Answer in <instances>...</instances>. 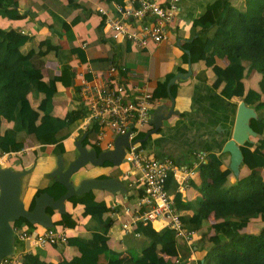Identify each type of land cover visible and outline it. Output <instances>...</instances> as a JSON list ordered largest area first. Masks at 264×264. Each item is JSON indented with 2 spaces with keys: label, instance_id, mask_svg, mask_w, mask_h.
I'll list each match as a JSON object with an SVG mask.
<instances>
[{
  "label": "trees",
  "instance_id": "16d2710c",
  "mask_svg": "<svg viewBox=\"0 0 264 264\" xmlns=\"http://www.w3.org/2000/svg\"><path fill=\"white\" fill-rule=\"evenodd\" d=\"M133 5L131 0H107ZM18 0H1L0 14L9 17L20 15ZM211 18L198 20L191 26V38L182 45L189 49L185 57L191 62L203 60L214 71L213 85L219 87L227 97L239 95L246 104L256 112L250 118L251 127L259 134L240 144L243 164L246 172L236 174L235 181L228 180L232 173L229 166L223 167L224 154L209 152L205 161L198 168L200 181L197 185L200 195L183 200L176 184L169 176L174 201L180 212L184 226L200 232V245L205 249L202 264H264V224L257 231L244 229L255 217L264 220V0H213L207 6ZM195 36V37H194ZM194 37V38H193ZM195 38L201 41V48L192 50ZM32 39L30 34L0 26V119L11 121V126L3 131L0 128V149L11 150L17 144L29 139L39 143L40 148L53 144L54 153H63V140L70 135L76 121L81 120L85 108L74 107L63 115L53 113V93L57 81L70 82L69 70L63 66L60 75L48 72L44 78L42 69L44 57L49 53L58 54L60 47L49 38L39 41L38 48L25 47ZM127 40V39H124ZM84 58L83 52L74 49ZM220 57H226L224 66L216 63ZM252 71H258V87L245 88L243 77ZM205 79V70L197 73ZM67 77V78H66ZM174 93V86H171ZM161 89L156 88L154 95ZM165 93V89H162ZM33 117L35 125L30 128ZM96 122H91L86 129V143L96 150ZM139 133L138 136H142ZM84 139V140H85ZM92 139V142H90ZM113 164L106 160L103 163ZM101 174L98 177H107ZM125 187L132 190L125 180ZM65 186L51 178L50 182L39 187L36 193L48 191L57 198L65 191ZM128 194L127 197H132ZM72 202L84 205V214H90L84 227L89 235L70 234L68 244L75 246L79 252L70 258L58 262H49L40 257L38 252L25 251L22 264H182L181 258H164L157 252L160 245L171 242L177 237L172 228L164 226L155 229L150 223L138 222L136 230L147 238L142 252L128 248L124 256L119 250L107 243L111 217L105 215L109 206L104 199H96L94 189L68 198ZM33 205L31 202L30 207ZM53 209L47 207L50 213ZM213 213L215 220L203 228V221ZM55 223L75 226V217L65 211ZM14 226L34 227L24 217L12 222ZM212 232L208 234L209 229ZM146 250V251H145Z\"/></svg>",
  "mask_w": 264,
  "mask_h": 264
},
{
  "label": "crops",
  "instance_id": "0c3cea01",
  "mask_svg": "<svg viewBox=\"0 0 264 264\" xmlns=\"http://www.w3.org/2000/svg\"><path fill=\"white\" fill-rule=\"evenodd\" d=\"M1 1V0H0ZM126 1V0H125ZM213 0H180L179 10L175 19L170 22L167 28L166 38L160 42L150 41L147 46L140 48L129 40H115L108 30L103 28V15L99 8L109 12L114 10V1L107 0H18L17 9L20 15L18 17H9L0 14V26L8 29H15L32 36V39L25 47L38 48L39 41L49 38L60 47L58 54L49 53L44 57V67L42 69L45 79L48 72L53 71L54 75H60L63 66L69 70L70 82L57 81V88L53 93V113L63 116L67 110L74 107L85 108L78 95V71L90 66L97 76L103 73L110 62L123 64L127 68V73L133 82L144 81L147 87L154 92L156 88L161 89L159 95H154L150 107V114L153 110L162 105L163 113L168 112L173 107L168 117L161 120L160 126L154 130V125L150 120L142 127V136H138L147 153L159 157L170 156L178 164L194 166L195 173L189 178L188 183L178 189L177 181L175 190L181 193L183 200H190L200 195L197 185L200 181L198 168L205 161L209 152L222 153L221 148L232 133L235 114L241 96H225L221 93L219 87L213 85L214 71L211 66H207L203 60L191 62L189 55L185 53L190 50L183 47L182 43L191 38V26L198 20H207L211 18V13L207 6ZM195 37V36H194ZM193 37V38H194ZM192 50L201 48V41L195 38ZM83 52V57L74 49ZM228 59L220 57L216 63L220 66L226 65ZM191 68L190 74L184 77H177L174 83L168 84L169 79L177 72H187ZM204 69L205 79L197 76V73ZM254 71L243 77L245 88L249 85L250 76L253 77ZM90 76V74H87ZM67 78V77H66ZM100 80V77H95ZM171 86H174V93ZM165 89V93H162ZM173 97V103L171 100ZM33 117L30 128L35 125ZM12 122L0 119V128L3 131L11 126ZM82 119L76 121V125L70 135L63 140L64 152L68 161H71L78 153L74 144L76 138L83 135ZM116 136V135H115ZM110 132L105 135L104 141L115 138ZM86 137V136H85ZM83 138V144L93 147L86 143ZM85 139V140H84ZM92 142V139L91 141ZM103 146H100V148ZM53 144H47L40 148L39 143H33L29 139L17 144L14 152L8 155L2 166L8 165L15 169L28 167L21 180L20 197L25 205H31L33 196L39 187L46 186L51 178V171L56 166V153L52 150ZM197 152H205V158L200 159ZM13 157H20L16 165L12 164ZM229 154H224L223 167L228 166ZM128 164L126 162L119 165L100 164L94 165L90 162L82 165L74 174L78 182L84 177H98L101 174L114 176L119 180H125L128 185L134 177L133 174L124 175ZM242 168V167H241ZM241 172V169L238 173ZM236 174H229L228 180L233 182ZM76 182V183H77ZM132 190L125 193H112L107 189H94L96 199H104L109 209L105 215L110 216L111 204L115 201L127 203L136 196L139 189L133 184L129 185ZM168 191L174 194L171 189V182H167ZM128 198V194H132ZM132 202V201H131ZM130 203V202H129ZM84 205L75 203L69 199L65 200V211L71 213L77 223L75 226H65L55 221L61 218V213L53 209L50 214L54 221V226L65 227L70 234L89 235L90 231L84 227V224L90 217V214H84ZM119 217L113 220L109 228L107 243L110 247L119 250L124 256L128 253V248H134L142 252L147 244V238L133 232L126 234L120 233V219L123 214L119 210ZM215 220L211 212L207 219L203 221V228ZM264 224V220L259 217L253 218L247 223L244 229L257 231ZM25 226V225H24ZM42 228L40 224L34 225ZM153 226V225H152ZM154 227V226H153ZM155 229H160L156 228ZM200 232L195 231L194 237L189 242L183 238L177 237L175 240L158 246L157 252L164 258H181L182 264H202V257L205 249L200 245ZM212 232L210 228L208 234ZM28 242L16 240V247H27ZM38 252L41 258L49 262H58L62 258H70L78 254L79 250L68 243L47 244L43 246H34L29 249ZM146 251V250H145ZM22 264V262L20 263Z\"/></svg>",
  "mask_w": 264,
  "mask_h": 264
},
{
  "label": "built area",
  "instance_id": "2783aa9c",
  "mask_svg": "<svg viewBox=\"0 0 264 264\" xmlns=\"http://www.w3.org/2000/svg\"><path fill=\"white\" fill-rule=\"evenodd\" d=\"M133 5L114 2L113 12L99 8L103 15V28L109 31L115 40L127 39L140 48L152 42L166 38L167 28L179 10L180 0H131ZM87 74H90L87 75ZM78 95L85 106L82 126L86 129L91 122H96L95 144L111 148L114 140L104 141L109 132L114 136L128 132L131 141L126 146L125 161L128 164L124 175L133 174L129 185H135L139 191L133 200L125 203L115 201L111 204L110 217H119L120 233L136 230L138 222L150 223L156 228L168 226L176 237L186 241L193 239L195 230L184 226L181 215L174 201V194L168 191L169 176L177 181L178 189L184 187L196 171L194 166L178 164L170 156H155L146 152L138 134L147 123L153 93L146 82H133L123 64L110 62L103 73L97 74L88 66L78 71ZM100 77V80L95 79ZM133 140V141H132ZM15 150L0 149V166L8 155ZM200 159L205 152H197ZM111 219V222L113 221ZM16 239L27 241L28 246L17 248L5 255L0 264H20L22 254L34 246L68 242V232L63 226L42 228L13 226ZM110 234V233H109Z\"/></svg>",
  "mask_w": 264,
  "mask_h": 264
},
{
  "label": "water",
  "instance_id": "95a60500",
  "mask_svg": "<svg viewBox=\"0 0 264 264\" xmlns=\"http://www.w3.org/2000/svg\"><path fill=\"white\" fill-rule=\"evenodd\" d=\"M190 72V67L187 72H177L169 79L168 84L174 83L177 77L182 78L190 74ZM171 100L173 103V97H171ZM161 108L162 105H159L150 114L154 130H157L163 118L174 112L172 106L166 113H163ZM255 116L254 108L246 104L243 99L240 100L231 136L225 140L221 148L222 152L229 154L228 166L234 174H238L243 164L240 144L249 139L251 135H259L250 125V118ZM85 136L86 132L75 139L74 144L78 153L67 165H65L62 153L56 154V166L50 173L66 189L57 198H54L48 191H40L33 196V205L31 207L25 205L20 198L21 177L28 172L29 168L15 169L8 165L0 166V263L3 256L11 254L17 249L12 222L19 217H24L29 222L40 224L42 227L53 226L54 221L51 214L47 211V207L65 212V200L74 194L78 195L94 188L107 189L114 194L126 192L127 188L123 182L114 176H88L76 183L71 179V175L87 162L94 165L103 164L106 160L115 165L123 163L125 161L126 146L131 142L128 138V132L117 134L114 138L113 146L101 150L84 145L82 141ZM241 138L243 140L238 142Z\"/></svg>",
  "mask_w": 264,
  "mask_h": 264
},
{
  "label": "rangeland",
  "instance_id": "374dc122",
  "mask_svg": "<svg viewBox=\"0 0 264 264\" xmlns=\"http://www.w3.org/2000/svg\"><path fill=\"white\" fill-rule=\"evenodd\" d=\"M237 3H239V0H237ZM253 77L250 76V79H249V85H251L253 88H257L258 87V80L260 78V73L258 71H254L253 73ZM250 137H256L254 135H251ZM102 149V147L100 148V150ZM228 154V153H227ZM20 159V157H13L12 159V164L15 166L16 165V162H18V160ZM64 162H65V165L68 164V158L66 155H64ZM124 164V162H123ZM241 169V173H244L246 172V167L243 166L242 168L240 167ZM77 171L73 172L72 175H71V179L74 181V182H77L74 178V174L76 173ZM23 177V176H22ZM22 177H21V180H22ZM94 189H100V188H94ZM21 198V197H20ZM17 240V239H16ZM36 247V246H35Z\"/></svg>",
  "mask_w": 264,
  "mask_h": 264
},
{
  "label": "bare ground",
  "instance_id": "6f19581e",
  "mask_svg": "<svg viewBox=\"0 0 264 264\" xmlns=\"http://www.w3.org/2000/svg\"><path fill=\"white\" fill-rule=\"evenodd\" d=\"M243 140V138H241L238 142H241Z\"/></svg>",
  "mask_w": 264,
  "mask_h": 264
}]
</instances>
